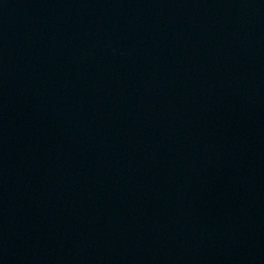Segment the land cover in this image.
<instances>
[{"label":"water","instance_id":"obj_1","mask_svg":"<svg viewBox=\"0 0 264 264\" xmlns=\"http://www.w3.org/2000/svg\"><path fill=\"white\" fill-rule=\"evenodd\" d=\"M0 264H264V0H0Z\"/></svg>","mask_w":264,"mask_h":264}]
</instances>
